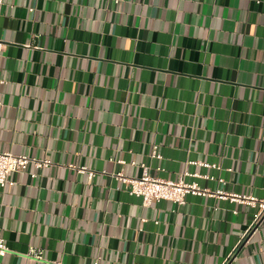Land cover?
<instances>
[{"label":"crops","instance_id":"obj_1","mask_svg":"<svg viewBox=\"0 0 264 264\" xmlns=\"http://www.w3.org/2000/svg\"><path fill=\"white\" fill-rule=\"evenodd\" d=\"M0 39V151L52 160L0 186V264H264L258 208L116 177L264 197V0H3Z\"/></svg>","mask_w":264,"mask_h":264},{"label":"built area","instance_id":"obj_2","mask_svg":"<svg viewBox=\"0 0 264 264\" xmlns=\"http://www.w3.org/2000/svg\"><path fill=\"white\" fill-rule=\"evenodd\" d=\"M2 3L3 0H0V4ZM4 44L6 43L0 39V52L3 50ZM152 157H154V159L163 158V155L159 152L158 145L153 147ZM50 164H52V160L50 159H39L38 157H31L27 154H15L11 151H0V186L5 188L7 186L15 185V180L11 178L13 173L27 170L30 166L44 169ZM202 164L207 167L220 168L218 165H210V163ZM70 166L75 168L80 174L87 175L89 180H93L94 177L97 176L94 170L89 169L86 166ZM142 166L143 174L140 177H130L123 172L117 173L116 177L129 186L130 195L142 198L145 205H150L153 200H167L170 202L172 201V203L177 205H185L189 196H218L222 199H231L258 208L259 210L254 216L252 226H255L264 217V197L259 198L255 195H239L235 193L227 194V192L221 190L214 191L211 188L202 187L197 181H186L184 175L178 180L164 179L152 175L147 165L143 164ZM34 176H36V174ZM9 251L10 249L5 239L0 236V256H6ZM29 256H32L37 260H43L45 258L44 250L37 247L31 248ZM54 264L62 263L55 262Z\"/></svg>","mask_w":264,"mask_h":264}]
</instances>
